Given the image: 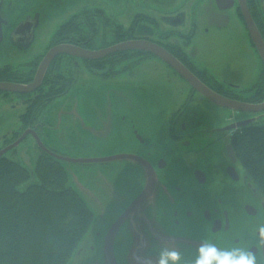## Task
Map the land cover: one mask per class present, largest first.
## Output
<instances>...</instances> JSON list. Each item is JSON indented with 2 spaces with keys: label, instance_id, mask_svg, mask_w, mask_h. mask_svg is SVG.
Wrapping results in <instances>:
<instances>
[{
  "label": "flooded vegetation",
  "instance_id": "1",
  "mask_svg": "<svg viewBox=\"0 0 264 264\" xmlns=\"http://www.w3.org/2000/svg\"><path fill=\"white\" fill-rule=\"evenodd\" d=\"M44 1L0 0V56H6L7 53L23 54L32 47L41 24L40 10L47 9ZM77 1L81 0H53L52 5H65L66 8L76 5ZM113 1L112 5L108 0H99L97 3L85 0L84 7L79 11L83 15L78 23L83 31V38L76 34L70 37L63 34L59 38L60 43L51 45V41L46 52L28 66L21 67L22 70L13 65H1L0 83H31L46 53L54 46L71 44V37L80 42V45H72L85 50H101L129 41H150L170 53L181 54L188 53L185 44L190 42L191 45L198 32L221 34L235 24L249 36L241 0H137L136 3L132 0ZM245 2L257 30L264 38V0ZM114 5L135 10L127 23L123 24L109 13ZM75 15L77 13L70 16L69 20ZM249 40L253 46L250 36ZM150 60L158 61L170 69L157 57L141 51L120 52L97 61H86L70 55L57 56L47 70L48 76L55 75L58 78L53 79L51 84L46 83L48 81L44 78L41 86L29 94L0 91V108L8 104L12 108H23L16 128L1 136L0 151L13 145L25 133L27 136L21 144L36 137L41 140V137L44 138V112L56 99L67 95L77 83V72L81 64L93 73L110 77L131 69L133 64L141 65ZM191 66L197 77L207 85L240 86L217 80L215 75L201 68L195 61ZM212 68L220 71L215 66ZM231 69L233 68L227 66V71ZM14 74H27L29 77L24 82L16 79L18 76ZM186 85L188 91L185 102L165 120L164 117L158 118L160 120L154 122L159 125L158 134L153 128V136L142 137L144 142L138 144L152 166H158L160 160L165 161L161 172L165 176L167 173L181 187V200L189 203L188 206H180L182 209L179 211L180 207L174 201L173 207L182 212L183 217L172 215L173 209L170 208L163 212V217L172 221L175 226L185 225L186 227H182L184 230L180 231L195 239L197 238L194 235H198L201 229L204 239L207 237L219 241L218 247H246L248 241L252 240L250 233L257 232L260 226H264V200L258 192L259 189L256 190L245 175L237 157L235 161L230 157L228 149L231 146L234 150L231 139L236 129L227 128L260 114L226 111L227 109L219 108L202 98L188 83ZM217 111L219 119L213 116ZM166 147L169 154L165 151ZM182 164L188 172L181 171ZM195 226H198L199 232L195 230ZM196 250L194 247V252L192 256L188 255V259L194 260ZM252 250L255 252L256 248L253 247ZM186 251L188 254L191 250ZM261 257H264V246L258 259Z\"/></svg>",
  "mask_w": 264,
  "mask_h": 264
},
{
  "label": "rangeland",
  "instance_id": "2",
  "mask_svg": "<svg viewBox=\"0 0 264 264\" xmlns=\"http://www.w3.org/2000/svg\"><path fill=\"white\" fill-rule=\"evenodd\" d=\"M98 1L90 0L94 3ZM108 1L114 4L113 0ZM52 2L53 0L44 1L47 9L40 10L41 24L32 47L23 54L7 53L6 56H0V66L8 64L21 69L43 55L59 27L73 14L77 13L73 17L80 14L85 0L77 1L76 5L66 8L65 5L53 7ZM132 2L136 3L137 0ZM109 11L123 24L127 23L131 13L135 12L115 5ZM189 43L185 44L186 49L201 68L211 72L217 80L225 81L226 84L231 82L240 85L238 86L240 89L234 92L244 99L254 95L247 90L257 82L261 64L246 31L234 24L231 29L221 34L198 32L191 45ZM212 66L220 71L214 70ZM227 66L233 69L227 71ZM77 75L78 81L69 93L56 99L46 108L43 115L46 131L44 138L41 137L47 147L59 148L73 158H99L110 156L112 153H139V141L135 134L143 138L152 137L153 128L158 134L159 125L154 122L162 117L165 120L187 98L186 81L158 61L150 60L141 65L136 63L131 69L110 77L93 73L81 64ZM22 111V107L12 108L10 104L0 108V138L4 132L16 128ZM213 116L215 119L220 117L218 111L213 113ZM37 146L36 140L30 139L16 148V151H9L6 156L33 170L40 154ZM167 150L166 147L165 151L169 154ZM115 163L128 164L130 161L112 162ZM65 166L69 173V185L87 200L94 212L91 229L83 236L67 264H105L104 251L101 250L99 239L93 232L104 228L109 219L106 213H110L111 209L105 207L104 210L105 204L101 202L99 196L103 188L116 185L121 174L115 172L104 177L93 172L99 165ZM131 169L134 170L133 167ZM180 169L183 173L188 172L184 164ZM131 179L130 176H122L120 181L133 185V182L129 183ZM34 180L37 182V177L31 178L27 184L21 186V189H25ZM258 192L264 200V195L259 190ZM214 242L219 241L214 239ZM83 243L86 249L84 253ZM93 245L96 247L95 250L88 251Z\"/></svg>",
  "mask_w": 264,
  "mask_h": 264
},
{
  "label": "water",
  "instance_id": "3",
  "mask_svg": "<svg viewBox=\"0 0 264 264\" xmlns=\"http://www.w3.org/2000/svg\"><path fill=\"white\" fill-rule=\"evenodd\" d=\"M241 2L244 6L243 17L249 35L264 65V39L253 22L245 0H241ZM124 51H142L153 54L180 75L202 98H206L220 108L250 114H260L255 118L228 127V130L257 123L263 116L261 113L264 112V100L260 103H247L218 94L202 83L180 60L163 47L150 41L123 42L108 48L93 51L85 50L72 44L57 45L52 47L43 57L31 83H0V91L15 94H29L36 91L41 86L50 64L59 55H70L86 61H97ZM26 136L27 133L13 145L0 151V159L10 150L19 146ZM135 136L139 142H144L142 136H139L137 133ZM35 140L38 147L44 153L48 154L53 160L63 166L68 178L69 173L65 166L66 164H83L85 166L99 165L93 172L104 177L110 174L112 175L115 172L121 174L116 181L117 184L103 188L101 196H99L101 202L105 204L104 210L106 208L111 209L110 213H106L105 211L109 219L104 228L93 232L96 233L93 235H97L101 250L104 251L105 264H158L160 250L165 246L175 248L179 251L184 264H192L193 259H188V255L192 256L194 247L198 248L204 240L200 233L202 230L199 229V232L198 226L194 227L199 232L198 235L191 234L197 238L195 239L187 235V233L180 231L184 230L182 227H186L185 225H181L182 227L175 226L172 221L164 219L163 212L169 210V208L173 209L171 212L172 215H180L179 217H183L182 212H178L173 207L175 200L177 207L189 205L188 202L183 203L181 200V187L167 173L165 176V173L161 172L165 166L164 160H160L158 166H152L150 160L145 157V152L142 150L139 153H112L110 156L99 158H73L64 154L59 148L47 147L38 137ZM228 153L233 158V161H235L236 155L231 146H229ZM120 160H128L130 163L112 164V162ZM34 170L35 168L29 170V172L31 178L35 179ZM122 176L132 177L129 183L133 182L134 184L123 183L120 181ZM34 183H36V180L29 185ZM252 186L257 190V187L253 183ZM73 189L94 216V212L87 200L75 188ZM181 207L178 208L179 211L182 209ZM158 216L160 217L159 219L157 218ZM189 228L191 229L190 226ZM95 248V245H93L88 251L93 252ZM186 249L191 251H188L187 254ZM82 250L83 253L86 251L84 243ZM252 251L254 252V250Z\"/></svg>",
  "mask_w": 264,
  "mask_h": 264
},
{
  "label": "trees",
  "instance_id": "4",
  "mask_svg": "<svg viewBox=\"0 0 264 264\" xmlns=\"http://www.w3.org/2000/svg\"><path fill=\"white\" fill-rule=\"evenodd\" d=\"M82 15L62 24L51 45L60 43L63 34L83 38L78 25ZM69 41L80 45L73 37ZM172 54L194 72L190 55ZM48 74L46 83L58 79ZM14 76L24 82L29 77L27 74ZM209 87L231 99L260 102L264 99V69L253 87L247 90L254 93L249 99L235 93L236 87ZM231 143L242 169L264 194V124L239 128ZM34 171L37 182L21 189L31 180L29 170L7 156L0 159V264H67L92 224V212L69 185L60 163L40 151Z\"/></svg>",
  "mask_w": 264,
  "mask_h": 264
},
{
  "label": "clouds",
  "instance_id": "5",
  "mask_svg": "<svg viewBox=\"0 0 264 264\" xmlns=\"http://www.w3.org/2000/svg\"><path fill=\"white\" fill-rule=\"evenodd\" d=\"M250 235L252 240L248 241L246 247L235 245L229 248L218 247L216 242L206 237L198 246L192 264H264V257L258 259L264 246V226H260L257 232ZM253 247L256 248L255 252L252 251ZM158 264H184V262L179 251L165 246L160 250Z\"/></svg>",
  "mask_w": 264,
  "mask_h": 264
},
{
  "label": "bare ground",
  "instance_id": "6",
  "mask_svg": "<svg viewBox=\"0 0 264 264\" xmlns=\"http://www.w3.org/2000/svg\"><path fill=\"white\" fill-rule=\"evenodd\" d=\"M239 128H240V127L236 128V130L239 129ZM247 177H248V175H247ZM248 179H249V177H248ZM88 230H89V229H88ZM87 232H88V231H87ZM87 232H86V233H87Z\"/></svg>",
  "mask_w": 264,
  "mask_h": 264
}]
</instances>
